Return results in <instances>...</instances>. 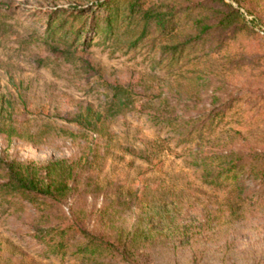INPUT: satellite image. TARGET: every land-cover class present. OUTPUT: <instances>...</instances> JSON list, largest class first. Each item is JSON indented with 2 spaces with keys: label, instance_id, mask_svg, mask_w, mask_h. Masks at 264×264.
I'll list each match as a JSON object with an SVG mask.
<instances>
[{
  "label": "rangeland",
  "instance_id": "rangeland-1",
  "mask_svg": "<svg viewBox=\"0 0 264 264\" xmlns=\"http://www.w3.org/2000/svg\"><path fill=\"white\" fill-rule=\"evenodd\" d=\"M88 1L0 0V123L22 131L17 130L22 136L0 132V154L40 162L83 157L96 135L81 131L65 116L83 112L87 106L95 110L107 107L113 93L106 90L103 79L129 85L138 98L136 103L145 99L141 93L151 90L173 96L176 101L188 91L190 102H173L169 109L205 117L214 107L231 105L223 121H206L207 130L214 129L211 135L204 133L201 139L197 134L184 143L172 127L152 122L133 109L112 122L111 136L93 143L106 153L101 177L111 182L109 189L115 184L124 189H153L162 184L173 187L176 192L170 197L180 205L179 218L190 209L227 207L230 201L235 204L232 186L206 182L204 166L196 168L193 151L196 140L207 148L221 145L232 150L246 141L256 147L264 145V92L259 97L250 92L259 85L264 87V22L241 7L246 28L237 35L230 34L219 49L220 39L211 38L194 50L191 56L212 54L213 58L209 65L195 59L200 63L195 70V63L172 69L155 67L147 46L139 44L128 50L127 42L103 35L96 36L87 51L72 47L68 57L52 53L45 38L49 11L67 8L70 3L85 2L86 6ZM247 5L264 13V0H248ZM59 37L62 35L57 34ZM157 103L154 100L148 108ZM150 142H155L154 147L148 146ZM150 152L151 156L156 154L153 162L143 158ZM87 199L97 207L104 201L103 196ZM20 203L15 199L6 211L0 207V264L10 257L11 264L22 259L27 264H82L72 252L48 257L40 254V246L26 236L27 226L16 219L18 215L22 218L24 211L33 212L31 205L22 208ZM64 211H69L68 204ZM252 214L239 231L236 251L227 255L209 251L202 264H264V210L255 208ZM89 225L92 228L93 223ZM153 253L155 264H189L188 249L181 245L175 249L172 242L159 243ZM253 255L260 260L254 263Z\"/></svg>",
  "mask_w": 264,
  "mask_h": 264
},
{
  "label": "trees",
  "instance_id": "trees-1",
  "mask_svg": "<svg viewBox=\"0 0 264 264\" xmlns=\"http://www.w3.org/2000/svg\"><path fill=\"white\" fill-rule=\"evenodd\" d=\"M247 2L89 0L86 6L85 2L70 3L67 8L49 11L46 44L52 53L67 56L73 53L72 47L87 51L94 38L103 35L106 39L127 42L128 50L139 44L147 46L155 67L172 69L195 63V70L197 64L209 65L213 58L212 54L191 56L194 50L211 38L220 39L219 49L230 34L237 35L246 28L241 7L264 22V13L249 7ZM57 34L62 37L57 38ZM206 56L209 58L205 60ZM88 67L95 69L91 64ZM103 80L106 90L113 93L107 107L95 110L87 106L83 112L65 116L67 122L75 123L81 131L96 135L87 144L90 146L83 157L40 162L0 154V207L8 210L15 199L22 208L31 205L32 213L24 211V216L18 215L16 219L27 226L26 236L40 246L37 251L46 257L72 252L82 264H155L153 250L165 242H172L175 249L179 245L188 249L189 264H202L209 251L223 255L236 251L239 231L246 227L253 210H264V145L256 147L246 141L232 150L221 145L207 148L196 140L193 151L196 168L204 166L203 177L209 184L232 186L237 202L230 201L227 207L207 206L201 211L190 209V213L179 218L180 205L170 197L176 191L167 184L153 189H124L115 184L109 189L111 182L100 173L106 153L93 143L111 136L112 122L133 109L152 122L172 127L181 142H190L197 134L203 139L204 133L211 135L214 130H207L206 121L213 122L216 118L223 121L231 105L214 107L205 117H190L184 110L177 113L169 109L173 102H190L188 91L176 101L173 96L151 90L149 94L141 93L145 99L136 103L138 98L129 85ZM250 92L259 97L264 87L259 85ZM154 100L157 105L149 109ZM17 130L21 131L12 124L0 123V132L9 136L15 132L22 136ZM211 143L209 140L208 144ZM154 145L155 142H150L148 146ZM155 156L150 152L143 158L153 162ZM89 196H103L104 201L97 207L89 203ZM67 204L68 212L64 211ZM218 244L220 247L213 246ZM11 260L6 259L5 264H11ZM258 260L260 256L253 255V262ZM15 264L27 263L22 259Z\"/></svg>",
  "mask_w": 264,
  "mask_h": 264
}]
</instances>
